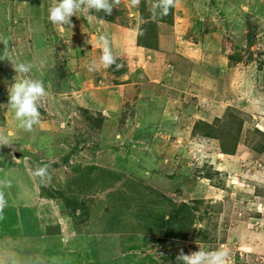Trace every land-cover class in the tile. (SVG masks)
<instances>
[{
    "label": "rangeland",
    "instance_id": "obj_1",
    "mask_svg": "<svg viewBox=\"0 0 264 264\" xmlns=\"http://www.w3.org/2000/svg\"><path fill=\"white\" fill-rule=\"evenodd\" d=\"M54 2L0 0V59L7 39L48 92L40 125L20 129L7 106L17 74L0 60V133L13 145L0 148V261L169 264L201 247L264 264V0H180L155 18L156 0H121L110 16L92 11L103 22L77 13L65 30L48 19ZM98 33L119 70L89 71ZM70 189L74 216L57 192ZM158 214L175 239L158 236Z\"/></svg>",
    "mask_w": 264,
    "mask_h": 264
},
{
    "label": "clouds",
    "instance_id": "obj_2",
    "mask_svg": "<svg viewBox=\"0 0 264 264\" xmlns=\"http://www.w3.org/2000/svg\"><path fill=\"white\" fill-rule=\"evenodd\" d=\"M133 5H139L140 0H131ZM121 3V0H55L49 8L48 19L54 26H59L61 30H65L64 26L71 27V18L77 17V13L86 14L89 20L96 19L103 22V18L97 19V16H92L94 10L96 13L103 12L106 15H112L116 6ZM180 0H156L153 5V17L167 16L174 9ZM98 45L102 50L99 62L93 60L89 64V71H95L101 66L105 69L115 65L116 70L123 67V64L117 63L118 57L113 53L111 41L105 34L98 33ZM4 45L3 59L7 60L15 73L14 81L8 87V104L7 106L14 112L15 120L18 122V127L24 131L32 132L35 126L41 123V103L44 97L48 95L43 81L31 77V73L35 67L32 62L17 61L11 59L12 53L8 48V41H2ZM13 147L10 135L0 133V148ZM39 177L42 183L51 180L49 173V165L38 166L33 173ZM9 182L0 180V219H3V212L8 206V201L5 196L4 188ZM230 252L224 248L206 251L199 248L191 254H184L181 249L177 257L182 264H229ZM0 264H3L0 261Z\"/></svg>",
    "mask_w": 264,
    "mask_h": 264
},
{
    "label": "trees",
    "instance_id": "obj_3",
    "mask_svg": "<svg viewBox=\"0 0 264 264\" xmlns=\"http://www.w3.org/2000/svg\"><path fill=\"white\" fill-rule=\"evenodd\" d=\"M114 66V65H113ZM113 66H111V68L113 67ZM69 157H66L65 159H63V161H64V163L65 164H68L69 163ZM81 178L82 179H84L83 178V174L81 175ZM80 181H82V180H79V179H77V178H74V179H72L71 181H70V183L73 185H76V187L77 188H79L78 187V183L80 182ZM84 183V182H83ZM70 185V184H69ZM89 185H90V183H89ZM71 190L72 189H70L69 191H67L66 193H64V192H62V191H57V192H59L58 193V195L60 196V198H63L64 200H65V202L69 205V206H72V216H74L75 214H77V211H78V207H79V196L78 195H76V191H73V192H71ZM58 195H56V197L58 198ZM86 195V194H85ZM49 197H55V196H53V195H48ZM169 206H170V208L173 210V207L174 206H176L175 205V203H172V202H170L169 203ZM173 206V207H172ZM188 206L187 205H185V204H182L181 206H180V208L178 209V210H176L175 211V215L176 216H179L180 214H181V212L183 211V210H185V211H188ZM148 210V209H147ZM150 210H153V208L152 209H149L148 211H150ZM180 211V212H179ZM155 215H153V217H154ZM181 217H183L182 215H181ZM184 219H186V217H184L183 219H182V221L184 220ZM154 224H156V225H154V228H155V230H156V232L158 231V236H161V234H160V229L161 228H171V232H172V238H174L175 239V237L177 236L176 234H177V230L174 228V225H175V221L174 220H171V219H167V217L165 216V215H156V217L154 218ZM185 223V222H184ZM156 226V227H155ZM179 233V232H178ZM54 234H59V230L58 229H55V232H54ZM186 234V233H185ZM161 238H163L162 236H161ZM163 239H165V238H163ZM177 257H178V255H173V254H171L167 259H165L167 262H169V264H182V262L181 261H178L177 260Z\"/></svg>",
    "mask_w": 264,
    "mask_h": 264
}]
</instances>
